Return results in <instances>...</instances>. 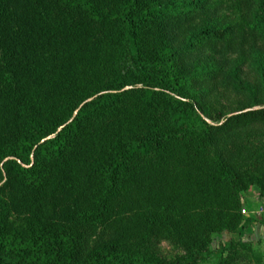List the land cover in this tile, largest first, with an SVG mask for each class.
<instances>
[{"label":"trees","instance_id":"trees-1","mask_svg":"<svg viewBox=\"0 0 264 264\" xmlns=\"http://www.w3.org/2000/svg\"><path fill=\"white\" fill-rule=\"evenodd\" d=\"M252 2L254 28L264 34V0ZM212 6L210 0H0V184L6 179L31 206H44L53 190L68 201L56 216L0 234V264H158L149 242L160 221L177 209L187 212L186 191L174 187L158 198L166 207L159 210L150 189L137 183L163 178L173 145L187 146L191 168L208 169L224 188L213 201L217 208L209 207L212 195L204 203V215H218L221 232L235 230L236 211H228L227 201L238 204V180L211 152L235 132L263 125L264 105L210 120L193 83L215 72L192 78L181 68L184 55L233 36L214 21ZM231 214L233 221L225 220ZM100 227L108 237L95 239L86 257ZM202 238L194 232L176 238L188 255L167 264L208 256Z\"/></svg>","mask_w":264,"mask_h":264},{"label":"rangeland","instance_id":"rangeland-1","mask_svg":"<svg viewBox=\"0 0 264 264\" xmlns=\"http://www.w3.org/2000/svg\"><path fill=\"white\" fill-rule=\"evenodd\" d=\"M252 1L210 0L213 4L212 18L221 26L231 27L233 36L223 44L180 58L181 68L187 76L196 78L203 72H215V78L193 83L197 95L205 103L210 120L215 119L218 112L231 115L264 105V34L262 29L254 28L258 23ZM200 23L201 18L196 19L188 35ZM185 36L184 30V37L180 35L178 38H182L180 43L186 39ZM188 153L187 146L173 145L159 172L163 178L141 177L137 183L139 190L150 189L152 205L159 210L166 207L158 198H167L174 187L186 191L187 212L181 213L177 209L174 216L160 221L149 242L155 262L167 264L188 255V249L179 247L176 238H186L194 232L203 237V251H209L208 256L205 253L200 256L197 264H264V124L235 132L219 141L211 152L212 159L218 155L215 163L224 161L238 180V204L234 206L233 202L227 201L230 205L228 211H236L237 215L235 230L229 233L219 231L218 215H204V203L211 200L212 195L209 207L217 208L213 201L223 198L221 191L224 188L219 187L208 169L191 168ZM148 164L151 163L143 166H150ZM169 166H174L175 175L170 174ZM207 174L210 177H206ZM15 191L17 194L18 189L11 188L6 179L0 184V199L3 198L0 202V234L22 231L19 228H25L30 220L41 216L51 218L68 208V201L62 198L61 190L51 191L41 208L31 206L25 197L19 195L20 199ZM224 218L233 221V214ZM186 228L188 233L181 235ZM100 236L107 238L108 230L100 227L90 238L86 257L93 252L97 243L95 239Z\"/></svg>","mask_w":264,"mask_h":264}]
</instances>
